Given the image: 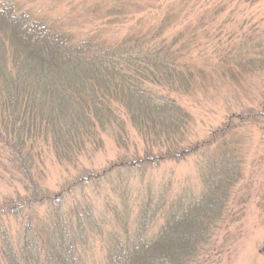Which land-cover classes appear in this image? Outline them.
<instances>
[{
  "label": "trees",
  "instance_id": "1",
  "mask_svg": "<svg viewBox=\"0 0 264 264\" xmlns=\"http://www.w3.org/2000/svg\"><path fill=\"white\" fill-rule=\"evenodd\" d=\"M128 5L98 6L104 26H124ZM177 16L139 21L115 41L102 30L78 39L19 2L0 0V149L23 190L0 198V264H217L218 236L236 214L245 175L239 131L264 126V93L258 108L232 113L196 141L181 101L214 81L241 86L264 76V36L246 35L216 64L200 65L193 52L210 40L200 42L199 27L174 29ZM132 132L142 152L100 172L83 170L57 191L42 186L45 149L76 167L107 136L128 150ZM189 159L198 189L174 192L168 182L133 195L136 175ZM102 189L108 195L99 210L89 192Z\"/></svg>",
  "mask_w": 264,
  "mask_h": 264
},
{
  "label": "rangeland",
  "instance_id": "2",
  "mask_svg": "<svg viewBox=\"0 0 264 264\" xmlns=\"http://www.w3.org/2000/svg\"><path fill=\"white\" fill-rule=\"evenodd\" d=\"M15 1L35 15L61 24L78 39L102 30L107 39L115 41L133 31L139 21H150L148 25H151L168 13L178 14L180 17L177 16L174 29L180 30L187 25L199 27L196 32L200 42L210 40L207 47L193 52L194 60L200 65L209 62L216 64L221 54L237 49L240 38L243 40L246 35L264 36V0H258L255 4L231 0H128L127 23L112 28L104 26L105 18L101 19L98 6L105 11L118 0ZM263 93L264 76L255 75L246 79L241 86L214 81L207 93L185 97L181 102L194 117L190 141L206 138L232 113L258 108L263 103ZM239 133L244 139L245 175L233 199L236 214L230 218L232 222L228 224V229L218 236L217 264H264V126L250 125L243 127ZM130 139L129 149L121 150L112 138L105 137L103 149L82 158L76 167L58 164L45 149L41 166L42 186L57 191L83 170L100 172L121 159L133 157L136 150L142 152L143 144L134 132L130 134ZM0 175V198L23 193L18 176L9 168L1 149ZM168 182H171L174 192L185 187L198 189L200 176L196 161L189 159L181 163H166L158 169L136 175L133 195L138 196L144 185L159 188ZM89 195L101 210L108 191H92Z\"/></svg>",
  "mask_w": 264,
  "mask_h": 264
}]
</instances>
